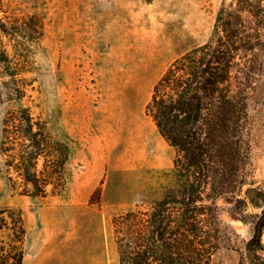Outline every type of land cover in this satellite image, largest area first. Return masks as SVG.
Here are the masks:
<instances>
[{
    "label": "rangeland",
    "instance_id": "1",
    "mask_svg": "<svg viewBox=\"0 0 264 264\" xmlns=\"http://www.w3.org/2000/svg\"><path fill=\"white\" fill-rule=\"evenodd\" d=\"M231 1L0 0V30L18 31L0 32V208L21 212L23 264H119L113 219L177 183L176 150L145 112L153 88L176 58L209 40ZM31 17L41 34L23 35ZM21 107L69 146L64 185L46 197L24 191L2 150L4 119ZM242 139V183L217 200L212 264H264V66ZM10 239L0 230V245Z\"/></svg>",
    "mask_w": 264,
    "mask_h": 264
},
{
    "label": "trees",
    "instance_id": "2",
    "mask_svg": "<svg viewBox=\"0 0 264 264\" xmlns=\"http://www.w3.org/2000/svg\"><path fill=\"white\" fill-rule=\"evenodd\" d=\"M40 27L31 17L21 31L41 34ZM263 56L264 0H232L222 4L209 40L176 58L157 81L145 112L176 150L177 183L149 207L113 219L119 264H212L220 244L217 200L234 197L242 183L237 178L247 99ZM2 150L27 194L46 197L49 187L52 193L63 187L69 146L29 108L6 115ZM2 229L11 231V239L0 245V264H23L21 212L0 208ZM249 245L256 251L260 238Z\"/></svg>",
    "mask_w": 264,
    "mask_h": 264
},
{
    "label": "water",
    "instance_id": "3",
    "mask_svg": "<svg viewBox=\"0 0 264 264\" xmlns=\"http://www.w3.org/2000/svg\"><path fill=\"white\" fill-rule=\"evenodd\" d=\"M246 194L249 198H256L258 196V191L255 188H249V189H247ZM261 233H262V221L258 225L256 237L260 238Z\"/></svg>",
    "mask_w": 264,
    "mask_h": 264
}]
</instances>
